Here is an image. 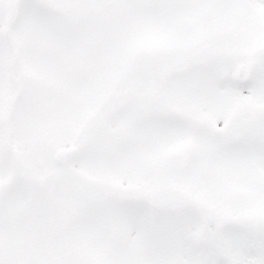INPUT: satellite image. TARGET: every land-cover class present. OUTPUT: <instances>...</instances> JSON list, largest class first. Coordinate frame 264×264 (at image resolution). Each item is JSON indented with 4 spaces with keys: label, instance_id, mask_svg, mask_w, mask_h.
Segmentation results:
<instances>
[{
    "label": "snow or ice",
    "instance_id": "6c2138e0",
    "mask_svg": "<svg viewBox=\"0 0 264 264\" xmlns=\"http://www.w3.org/2000/svg\"><path fill=\"white\" fill-rule=\"evenodd\" d=\"M0 264H264V0H0Z\"/></svg>",
    "mask_w": 264,
    "mask_h": 264
}]
</instances>
